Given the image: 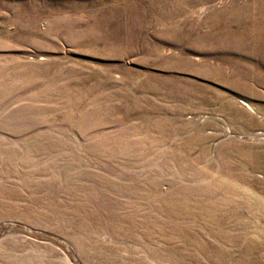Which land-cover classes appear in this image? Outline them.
Segmentation results:
<instances>
[{
	"label": "rangeland",
	"instance_id": "obj_1",
	"mask_svg": "<svg viewBox=\"0 0 264 264\" xmlns=\"http://www.w3.org/2000/svg\"><path fill=\"white\" fill-rule=\"evenodd\" d=\"M0 264H264V0H0Z\"/></svg>",
	"mask_w": 264,
	"mask_h": 264
}]
</instances>
